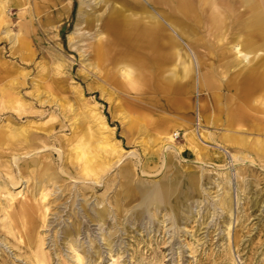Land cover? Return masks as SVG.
Instances as JSON below:
<instances>
[{"label": "rangeland", "instance_id": "1", "mask_svg": "<svg viewBox=\"0 0 264 264\" xmlns=\"http://www.w3.org/2000/svg\"><path fill=\"white\" fill-rule=\"evenodd\" d=\"M26 1L30 10L26 19L32 21L28 32L31 48L14 45L20 8L7 9L10 22L0 29V125L8 119L35 131L41 126L51 128L46 136L49 146L17 154L19 160L46 154L58 169L59 177L49 186L44 223L34 209L38 228L32 240L43 238L49 264H76L77 255L82 264H264V166L245 147L214 138L200 139L207 149L201 153L185 138L186 126L198 137L200 129L214 134L223 131L199 123L200 103L207 101L209 107L212 102L201 98L197 60L192 57L193 92L179 102L169 103L171 93L153 91L149 85L124 89L113 72L119 59L111 52L103 62L101 75L90 65L89 41L94 29L79 23L78 11L80 5L92 0ZM76 33L88 36L79 41L78 50L70 46ZM106 72L108 76H103ZM2 86L18 93L32 109L7 105ZM80 90L85 102L96 108L112 132V143L124 153L110 168H101L98 179H78L73 165H69V173L59 171L64 163L62 135L71 134L66 102L79 108L76 92ZM234 92L221 89L222 105L229 111L244 103ZM139 98L144 105H137ZM62 99L66 100L64 104ZM139 116L149 118L142 120ZM130 120H134L133 125ZM161 122L172 127V142L179 151L165 149L164 156L158 153L152 159L147 152L159 146L156 134ZM237 150L243 153L234 160L232 155ZM13 151H6L4 158ZM214 153L220 155V164L207 157L217 158ZM108 158L112 160L111 155ZM9 161L16 178L3 174L0 181L6 187L0 194V264H37L31 254V239L21 236L16 228H6L10 213L15 214L22 204H31L28 197L34 193L36 181L21 173L10 157ZM168 165L184 175L181 186L188 187V175L194 174L197 187L177 212L165 205L141 210L137 206L141 197L123 192L119 170L131 167L133 184L151 185L170 176ZM223 197L227 198L224 204ZM102 208H106V214L100 219L97 212Z\"/></svg>", "mask_w": 264, "mask_h": 264}, {"label": "bare ground", "instance_id": "2", "mask_svg": "<svg viewBox=\"0 0 264 264\" xmlns=\"http://www.w3.org/2000/svg\"><path fill=\"white\" fill-rule=\"evenodd\" d=\"M26 3V0H0V29L10 22L7 9L20 8L14 45L31 48L28 32L32 29V21L26 19L30 15ZM78 21L89 30L94 29L89 41L93 59L90 65H94L99 75L102 74L103 62L111 52L114 58L119 59L113 72L118 75L120 80L117 83L122 88L134 90L149 85L153 91L171 93L169 103L179 102L193 92L194 57L199 64L201 98L211 99L212 102L209 107L205 105L207 101L200 103L199 123L215 129L219 127L223 131L214 134L200 129L199 138L194 129L186 126L187 143L196 146L201 153L207 149L201 145L200 139L214 138L221 143L242 146L264 166V0H92L84 6L80 5ZM87 37L76 33L70 46L78 50L79 41ZM186 48L191 49L193 54ZM103 76H108V73ZM222 88L234 90V94L243 99L242 107L232 111L224 108ZM1 90L10 107L32 109L15 91L5 86ZM76 97L80 110L66 102L65 109L69 106L71 116V134L62 135L64 163L59 171L69 173V165H73L78 179L87 180L91 176L98 179L99 170L110 168L124 153L112 143V132L107 130L96 108L85 102L81 90L76 92ZM61 101L64 104L66 100ZM138 104L144 105L141 98L137 100ZM211 107L216 114L212 113ZM222 113L226 114L224 118ZM50 117L55 118L54 115ZM137 118L144 120L149 117ZM130 123L133 125L134 120ZM171 128L161 122L156 134L159 146L147 152L150 158L158 153L164 156L165 149L179 151L172 142ZM50 129L41 126L39 131H35L33 127H22L8 119L0 125V181L3 174L9 179L16 178L10 170L9 157L21 173L36 181L34 193L28 197L31 204H22L15 214L10 213L6 228L8 231L16 228L21 236L31 239L30 244L34 247L31 254L37 264H49V259L43 249V238L38 242L32 240L38 228L34 214L39 212V219L44 223L49 186L59 174L46 154L31 155L24 160H19L17 154H28L49 146L46 136ZM8 150L14 151L4 158ZM242 153L237 150L232 155L234 160ZM108 155L112 156V160ZM214 155L217 158L207 157L220 164V155ZM167 168L169 177L166 175L162 180L146 185L143 182L133 184L132 168L121 167V188L127 196L138 194L141 197L137 206L143 211L165 205L177 212L180 203L188 200L190 192L197 187L198 177L188 175L190 185L184 187L180 185L184 176L181 171L172 165ZM1 192H6L5 185H0ZM226 199L222 198V204ZM186 207L189 210V202ZM130 209L134 210L135 206ZM105 214L106 208H102L97 217L103 219ZM76 260V264H82L79 255Z\"/></svg>", "mask_w": 264, "mask_h": 264}]
</instances>
